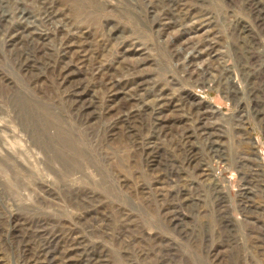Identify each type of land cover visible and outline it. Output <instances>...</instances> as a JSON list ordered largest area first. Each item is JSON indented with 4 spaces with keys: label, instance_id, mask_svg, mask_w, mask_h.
<instances>
[{
    "label": "rangeland",
    "instance_id": "obj_1",
    "mask_svg": "<svg viewBox=\"0 0 264 264\" xmlns=\"http://www.w3.org/2000/svg\"><path fill=\"white\" fill-rule=\"evenodd\" d=\"M0 264H264V0H0Z\"/></svg>",
    "mask_w": 264,
    "mask_h": 264
}]
</instances>
